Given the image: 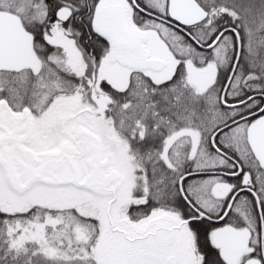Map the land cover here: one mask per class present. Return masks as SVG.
Returning <instances> with one entry per match:
<instances>
[{"label":"snow or ice","instance_id":"6c2138e0","mask_svg":"<svg viewBox=\"0 0 264 264\" xmlns=\"http://www.w3.org/2000/svg\"><path fill=\"white\" fill-rule=\"evenodd\" d=\"M0 264H264V0H0Z\"/></svg>","mask_w":264,"mask_h":264}]
</instances>
